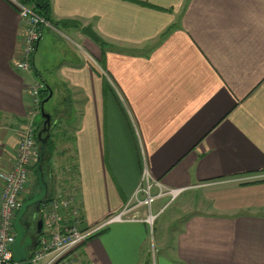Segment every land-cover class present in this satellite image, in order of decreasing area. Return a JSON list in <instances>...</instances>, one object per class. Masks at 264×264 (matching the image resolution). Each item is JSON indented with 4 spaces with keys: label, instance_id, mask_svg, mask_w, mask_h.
<instances>
[{
    "label": "crops",
    "instance_id": "crops-1",
    "mask_svg": "<svg viewBox=\"0 0 264 264\" xmlns=\"http://www.w3.org/2000/svg\"><path fill=\"white\" fill-rule=\"evenodd\" d=\"M49 1L56 30L43 26L23 72L25 25L0 0V171L28 126L29 86L42 83L53 93L47 198L74 188L82 229L134 204L145 168L182 190L135 209L156 216L152 227L108 225L78 249L82 264H264V0ZM184 196L182 215L155 230Z\"/></svg>",
    "mask_w": 264,
    "mask_h": 264
},
{
    "label": "built area",
    "instance_id": "built-area-1",
    "mask_svg": "<svg viewBox=\"0 0 264 264\" xmlns=\"http://www.w3.org/2000/svg\"><path fill=\"white\" fill-rule=\"evenodd\" d=\"M11 2L19 10L25 25L20 35L21 57L15 62V67L23 72H31V59L38 41L42 38L43 26L56 29L37 13L35 6L25 4L21 0H11ZM44 89L45 85L42 83L29 86L33 110L28 114V126L20 134L19 145L11 167L0 171V264H14L16 216L28 196L32 182H35L32 168L39 157V146L32 119L40 112V94ZM181 193L182 190L164 187L154 180L145 168L141 184L133 198L134 204L129 203L120 213L100 224L82 229L80 206L75 201V189L62 188L55 197L46 198L41 205L39 216L43 225L30 262L31 264H82L78 249L108 225L132 221L146 222L152 227L156 216L150 212L144 217L135 209L144 207L150 210L158 199L170 195L172 200H175ZM141 195L144 196L143 199L139 198Z\"/></svg>",
    "mask_w": 264,
    "mask_h": 264
},
{
    "label": "water",
    "instance_id": "water-1",
    "mask_svg": "<svg viewBox=\"0 0 264 264\" xmlns=\"http://www.w3.org/2000/svg\"><path fill=\"white\" fill-rule=\"evenodd\" d=\"M82 31L83 33L89 35L92 39L99 41V38L91 30V28H84ZM52 94L53 93L50 90L49 97L42 102L41 116L44 119V128L37 134V140L41 143L39 149V157L35 168L36 183L38 189H36L28 198H26L15 220L16 239L13 247L14 264H31L28 253V248L31 245V239L27 237L28 222L25 220V217L30 209H33L34 212L33 218L37 222L36 225L38 235L40 234L43 225V222L38 215L40 214L41 205L46 200L49 193L48 184L44 176L43 163L46 156L47 144L52 131L51 129L53 128L52 116L51 114L45 112L43 106L51 99ZM43 132L48 133L46 138H42Z\"/></svg>",
    "mask_w": 264,
    "mask_h": 264
},
{
    "label": "rangeland",
    "instance_id": "rangeland-1",
    "mask_svg": "<svg viewBox=\"0 0 264 264\" xmlns=\"http://www.w3.org/2000/svg\"><path fill=\"white\" fill-rule=\"evenodd\" d=\"M59 28L61 29L62 27L59 26ZM74 41H76L74 39ZM78 45V44H77ZM78 47V46H77ZM78 50V49H77ZM99 61V60H98ZM99 65L101 67V63L99 62ZM102 68V67H101ZM56 102V99L52 100V102L46 107L47 110L51 109V106L53 105V103ZM41 114L38 115L37 117V122H39L41 120ZM35 169V168H33ZM166 198L168 197L170 199V201L172 200V197L170 195L165 196ZM164 197V198H165ZM173 201V200H172ZM186 203V197H182L180 200H178L177 202L173 203L172 205H169V207L166 208V211L163 213V215L160 216L159 220L157 221V225L155 226V230L158 228V226H160L161 224H163L166 221H171L173 219V217L178 216L179 214L182 215V210H180L181 207H183V205ZM197 207H195L196 209ZM155 230H154V234H155ZM156 235H159V232L156 233ZM158 241V240H157ZM154 243V242H153ZM151 242V250L154 249V245ZM156 243V242H155ZM155 246H158L157 248V255H158V251L159 249V241L155 244ZM153 258V256H152Z\"/></svg>",
    "mask_w": 264,
    "mask_h": 264
},
{
    "label": "trees",
    "instance_id": "trees-1",
    "mask_svg": "<svg viewBox=\"0 0 264 264\" xmlns=\"http://www.w3.org/2000/svg\"><path fill=\"white\" fill-rule=\"evenodd\" d=\"M21 1L25 4H31V5L35 6V10L37 11V13L39 15L44 17L48 22H50V23L52 22L47 17L48 11L50 10V7H51V3L49 0H21ZM46 97H48V91L46 89H44L41 92V103L45 100ZM49 140H51V141H49V143L47 144V152L48 151L50 152L55 147L52 136ZM35 167H36V165H35ZM34 174H35V171H34ZM34 176H35V184H36V175H34ZM45 176H46V174H45ZM36 186H37V184H36ZM48 198L51 199L52 197L49 196Z\"/></svg>",
    "mask_w": 264,
    "mask_h": 264
},
{
    "label": "flooded vegetation",
    "instance_id": "flooded-vegetation-1",
    "mask_svg": "<svg viewBox=\"0 0 264 264\" xmlns=\"http://www.w3.org/2000/svg\"><path fill=\"white\" fill-rule=\"evenodd\" d=\"M25 220L28 222V231H27V237L31 239V245L28 248V253L30 259L32 258L35 246L38 244V237L37 234V222L33 218V209H30L27 213Z\"/></svg>",
    "mask_w": 264,
    "mask_h": 264
}]
</instances>
